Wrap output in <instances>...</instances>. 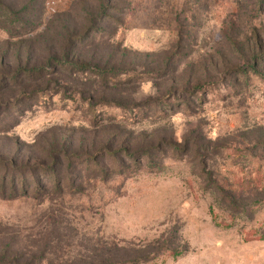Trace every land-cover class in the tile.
Here are the masks:
<instances>
[{"label":"rangeland","instance_id":"1","mask_svg":"<svg viewBox=\"0 0 264 264\" xmlns=\"http://www.w3.org/2000/svg\"><path fill=\"white\" fill-rule=\"evenodd\" d=\"M5 2L34 16L15 34L0 25V64H34L28 53L58 57L87 36L68 47L70 59L119 70L124 82L113 95L88 70L62 74L67 94L1 116L5 166L50 169L63 153L77 161L40 176L38 194L34 181L17 197L0 186L2 244L47 242L85 257L105 243L135 264H264V0ZM134 71L146 81L129 78ZM76 90L92 104L75 100ZM103 98L117 106L94 108ZM104 148L124 163L115 169L95 155L106 178L79 162ZM7 172L0 166V177ZM56 177L66 179L61 188Z\"/></svg>","mask_w":264,"mask_h":264},{"label":"trees","instance_id":"2","mask_svg":"<svg viewBox=\"0 0 264 264\" xmlns=\"http://www.w3.org/2000/svg\"><path fill=\"white\" fill-rule=\"evenodd\" d=\"M107 8V6H101V13L99 15L100 17L104 15V11ZM33 16V9L31 8L26 7L16 10L11 6H8L5 0H0V25L11 34H15V31L18 29H25L29 27L30 19ZM95 29L96 28L92 29L91 33ZM92 38L93 37L87 38V36H82L79 39H75V42L83 43L76 45L77 43L70 42L63 47V54L58 55V57L50 55V57L46 58L41 54L38 56L33 53H28L30 59L37 56L38 59L34 62V64L27 63L23 65L20 63L16 67H6V60H2V64H0V120L3 121L1 116L3 117L4 115L7 118V116H9L8 112L24 107L25 102L35 101V99L40 98H47V96L54 94H67L69 90L72 89V87L66 90L63 85L60 84L62 81V74H67L70 76L80 75L85 70H88L89 73L101 78L104 82L106 80L104 85H111V94H118L120 92V86L123 85L124 82V80L120 79L121 72L119 70L110 69L107 71L96 64L86 62L76 64V62L70 59L71 51L68 50L69 46L81 47L87 44V40ZM259 59L260 57L258 55H254L253 63L251 65V71L257 75H260L256 71V66L260 62ZM241 74L247 78L250 77L249 71L244 70ZM129 78L135 80L136 82H138V80L139 82L146 81V79H142L143 76L139 75V73L136 71L130 74ZM87 92L88 91L76 90L71 93L74 94V97L78 96V98L75 97V100L81 98L85 102L92 104L91 101L85 98L84 94ZM7 94L10 95V99H6ZM80 95L81 97H79ZM105 98L100 99L96 104H93L94 108H99L100 106H117L115 105L117 103H114V101H108V99ZM123 102L124 101H121V103L118 104L121 106V108L126 110L134 111L135 109L142 108V103H139V105H136L135 107H131L133 105L127 106V104ZM143 104L146 107L153 106L150 105V101H145ZM151 104H154L155 106L156 102L152 101ZM97 154H102L103 157L111 158V160L115 163V169H122V167H124V163L120 161L121 157H119L117 153H114L106 148H104V151H98L93 155L89 153L80 155L79 162L85 163V167L89 168V170L94 167V171H97L98 174H102L103 177L106 178L110 174L109 169H105L103 166H100L99 161L96 159L97 157L95 158V155ZM124 154L130 153L125 152ZM70 156L71 155H69V153H63L62 157L54 160L51 163L52 167L50 169L45 168V166L41 164H34L32 167H15L12 169L8 166H5V163H3L0 159V166L8 170L7 173H2L0 177L1 189L4 193L10 192V196L13 197H17L20 194L28 195L31 189V182L34 181L35 194H38V191L41 189L39 183L40 176L47 178L53 176L54 173L62 170L65 167L72 166V168H74L77 166V161L72 159L74 156ZM128 158L133 159V156L129 155ZM148 163L151 166H154L151 159H148ZM8 180L10 183H8ZM65 182L66 179L61 177H56L54 181H52V183H54L55 186L59 188H61ZM19 184H21V191L18 187ZM69 184L70 183H68L67 186H70ZM260 238L263 239L262 236ZM2 242L3 241L0 239V264H135L137 262V259L118 257L116 250L113 249L111 245H106L105 243H97L98 246H96L85 257H83L79 253L73 256L69 251L61 252V255L56 249H52L53 245L51 246V244L47 242H45L46 244L42 243L44 245L39 243L37 249H34L35 246L31 248H21V246L19 247L18 245L11 244L6 246L2 244ZM175 254L180 255L182 252ZM52 255L55 256V260L50 258ZM76 258H80V261H77Z\"/></svg>","mask_w":264,"mask_h":264}]
</instances>
